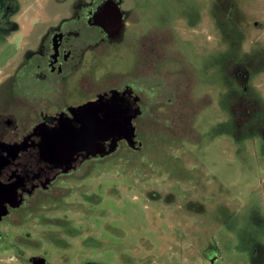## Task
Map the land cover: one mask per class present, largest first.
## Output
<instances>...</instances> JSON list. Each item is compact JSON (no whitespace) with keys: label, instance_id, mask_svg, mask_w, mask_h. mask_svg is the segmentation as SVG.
Returning <instances> with one entry per match:
<instances>
[{"label":"rangeland","instance_id":"1","mask_svg":"<svg viewBox=\"0 0 264 264\" xmlns=\"http://www.w3.org/2000/svg\"><path fill=\"white\" fill-rule=\"evenodd\" d=\"M65 5L0 0L1 92ZM124 7L126 62L91 77L134 89L132 133L10 208L0 264H264V0Z\"/></svg>","mask_w":264,"mask_h":264},{"label":"flooded vegetation","instance_id":"2","mask_svg":"<svg viewBox=\"0 0 264 264\" xmlns=\"http://www.w3.org/2000/svg\"><path fill=\"white\" fill-rule=\"evenodd\" d=\"M56 1L66 2L58 23L22 55L6 80H14L9 88H0V218L25 196L55 187L61 173L104 152L106 141L124 135L139 113L128 83H108L107 69L103 84L91 77V55L97 48L104 67L108 48L109 57H120L111 65L126 62L119 53L130 49L123 35L125 0ZM96 121L116 128H100Z\"/></svg>","mask_w":264,"mask_h":264},{"label":"water","instance_id":"3","mask_svg":"<svg viewBox=\"0 0 264 264\" xmlns=\"http://www.w3.org/2000/svg\"><path fill=\"white\" fill-rule=\"evenodd\" d=\"M96 123H97V126L99 127L100 126V128L101 127H105L106 126V128H108V129H115L116 128V125L115 124H113V123H110V122H108V123H99V122H97L96 121ZM131 133H132V129L130 128V129H127L126 128V130H125V134L126 135H131ZM92 141L94 142L95 141V138L92 136ZM216 260V256L215 257H213V258H211V262L213 263L214 261Z\"/></svg>","mask_w":264,"mask_h":264}]
</instances>
